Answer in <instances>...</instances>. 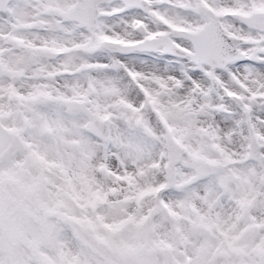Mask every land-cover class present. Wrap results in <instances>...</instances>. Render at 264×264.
Listing matches in <instances>:
<instances>
[{
	"label": "snow or ice",
	"instance_id": "snow-or-ice-1",
	"mask_svg": "<svg viewBox=\"0 0 264 264\" xmlns=\"http://www.w3.org/2000/svg\"><path fill=\"white\" fill-rule=\"evenodd\" d=\"M0 264H264V0H0Z\"/></svg>",
	"mask_w": 264,
	"mask_h": 264
}]
</instances>
